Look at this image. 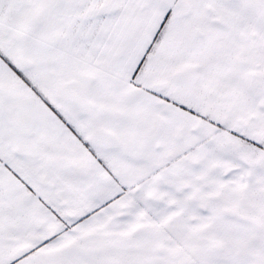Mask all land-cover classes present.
Listing matches in <instances>:
<instances>
[{
  "label": "snow or ice",
  "instance_id": "snow-or-ice-1",
  "mask_svg": "<svg viewBox=\"0 0 264 264\" xmlns=\"http://www.w3.org/2000/svg\"><path fill=\"white\" fill-rule=\"evenodd\" d=\"M0 264H264V0H0Z\"/></svg>",
  "mask_w": 264,
  "mask_h": 264
}]
</instances>
